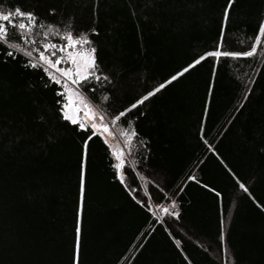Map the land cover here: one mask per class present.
<instances>
[{"label": "trees", "instance_id": "16d2710c", "mask_svg": "<svg viewBox=\"0 0 264 264\" xmlns=\"http://www.w3.org/2000/svg\"><path fill=\"white\" fill-rule=\"evenodd\" d=\"M226 4L0 0L88 35L108 80L80 91L107 120L187 69L111 120L127 142L123 182L103 138L91 139L76 264H264V38L251 57L208 56L187 68L217 45L250 49L264 0H234L225 20ZM42 31L32 34L38 51L47 39L63 43ZM8 51L0 44V264H73L82 133L90 130L61 118L60 86L43 68Z\"/></svg>", "mask_w": 264, "mask_h": 264}, {"label": "snow or ice", "instance_id": "6c2138e0", "mask_svg": "<svg viewBox=\"0 0 264 264\" xmlns=\"http://www.w3.org/2000/svg\"><path fill=\"white\" fill-rule=\"evenodd\" d=\"M234 0H227V4L223 9V17L226 20L229 16L230 8L233 6ZM50 13L54 12V9L48 10ZM43 28L40 33L45 38L56 36L59 37L62 44L53 43L50 39H47L41 45L43 50H37L34 45L36 41L33 38V32L37 26ZM16 32L17 40L12 42L9 40L10 31ZM96 32L95 28L90 30ZM223 27L221 33L223 34ZM262 38H264V17L258 22V28L255 33V38L251 43V47L246 51H227L221 52L219 45H217L215 51L205 52L203 56L198 59L192 60L187 68H192L197 64L199 60H203L205 57H251L257 50ZM0 44L7 45L9 51L7 56L13 57L14 52H19L23 56L28 57L26 60V66L32 68H43L44 73L49 78L50 82L60 87L57 89V95L62 99L57 100L59 106V113L61 118L70 122L73 125H78L82 130L89 129L82 133L83 139L81 144L80 154V169H79V200L76 209V222H75V236L76 244L74 245V260L73 264H76L75 257L77 255L78 242L81 234V207L82 200L86 189V157L88 147L91 139L94 136H100L103 138L104 144L108 145L109 153L112 155L116 162L113 164L115 169V175L123 182V174L121 172L124 165L123 153L115 148L110 142L108 137L112 135L109 129L108 123L104 122L103 112H98L92 105L91 101L80 91L82 87H87L89 81L96 79L99 81L103 78L105 81L108 77L99 69L96 58V49L90 47L91 40L85 32H80L78 35L74 34L71 24L65 27V30L60 31L57 25L48 23L46 26L42 24L40 18L34 9H25L17 5L15 7L5 10L3 5H0ZM14 50V51H13ZM46 50H53L50 54H46ZM38 51V55L33 58V53ZM59 53V54H57ZM62 62H66L67 66L58 67ZM187 69H181L175 76L169 77V80H175L180 76L182 72ZM99 73V74H98ZM169 80H165L163 84L158 87L152 88L147 92L146 96H141L135 101V103L129 104L127 108L118 113L119 117L125 115L130 109L135 108L141 104L148 96H152L157 92L159 88H163L165 84L169 83ZM83 111L84 119H82L79 113ZM99 116V122L96 117ZM118 116H112V123H115ZM121 135L131 138L135 135V132H122ZM189 179H192L191 177ZM240 188L244 191H248L244 184H240ZM159 207V205H157ZM151 207L149 211H151ZM168 211L167 208L164 209ZM172 215L175 216L176 212L173 211ZM221 247L224 246V231L221 228Z\"/></svg>", "mask_w": 264, "mask_h": 264}, {"label": "rangeland", "instance_id": "374dc122", "mask_svg": "<svg viewBox=\"0 0 264 264\" xmlns=\"http://www.w3.org/2000/svg\"><path fill=\"white\" fill-rule=\"evenodd\" d=\"M65 66H67L66 62H62L60 65H58V67H65ZM92 105L96 108V110H97L98 112H100L99 109H98L94 104H92ZM79 115H80V117H81L82 119L85 118V117H84V114H83V111H81V112L79 113ZM96 120H97V122H99V116L96 117ZM104 122H105V123H108V125H109V129H110V132L112 133V135L108 137L109 142H110L115 148L119 149V150L123 153V151H124L125 149H127L126 142H124V140L121 139V138L115 133L114 129L112 128L111 124L109 123V121H108L106 118H104Z\"/></svg>", "mask_w": 264, "mask_h": 264}]
</instances>
